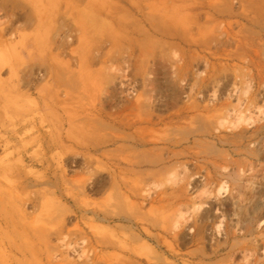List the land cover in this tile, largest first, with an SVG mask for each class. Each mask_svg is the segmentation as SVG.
<instances>
[{
	"label": "rangeland",
	"instance_id": "1",
	"mask_svg": "<svg viewBox=\"0 0 264 264\" xmlns=\"http://www.w3.org/2000/svg\"><path fill=\"white\" fill-rule=\"evenodd\" d=\"M0 264H264V0H0Z\"/></svg>",
	"mask_w": 264,
	"mask_h": 264
}]
</instances>
